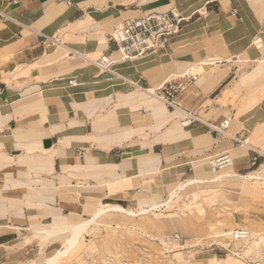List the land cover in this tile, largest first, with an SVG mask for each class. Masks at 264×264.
<instances>
[{
    "label": "crops",
    "instance_id": "1",
    "mask_svg": "<svg viewBox=\"0 0 264 264\" xmlns=\"http://www.w3.org/2000/svg\"><path fill=\"white\" fill-rule=\"evenodd\" d=\"M171 8L189 19L166 49L116 64L120 76L86 59L114 51L117 24ZM0 9V264L54 256L105 202L160 200L167 174L191 173L206 181L186 188L212 192L234 179L264 183V0H0ZM179 76L182 106L216 125L229 119V136L185 126L183 111L146 93ZM223 152L233 164L213 171L209 159Z\"/></svg>",
    "mask_w": 264,
    "mask_h": 264
},
{
    "label": "rangeland",
    "instance_id": "2",
    "mask_svg": "<svg viewBox=\"0 0 264 264\" xmlns=\"http://www.w3.org/2000/svg\"><path fill=\"white\" fill-rule=\"evenodd\" d=\"M168 175L162 176L157 186L166 189L167 195L151 203L120 204L138 215L119 211L104 214L54 264H264V183L243 178L226 181L221 191L192 185L177 192L183 179ZM186 177L191 178V173ZM169 197L173 198L168 204L142 214V208ZM65 226L55 230H65ZM242 228L258 238L257 246L248 239H232V232ZM215 232L231 234L217 236ZM70 235L68 232L66 239ZM50 256L31 255L22 264H42Z\"/></svg>",
    "mask_w": 264,
    "mask_h": 264
},
{
    "label": "built area",
    "instance_id": "3",
    "mask_svg": "<svg viewBox=\"0 0 264 264\" xmlns=\"http://www.w3.org/2000/svg\"><path fill=\"white\" fill-rule=\"evenodd\" d=\"M17 2L18 0H11ZM69 4L73 0H67ZM7 18V14L0 9V19ZM189 19L176 8H171L168 11H155L143 15L141 17H130L117 24L113 31L109 33V42L115 45L114 51L111 53H102L96 59L86 57L102 71L120 76L113 67L123 61L135 60L152 52L162 51L167 48L170 38L178 33L183 24ZM181 77H173L168 79L160 87L148 90L151 94L159 98L164 105L171 109L183 111L186 115L184 120L185 126H190L194 123H204L210 127L211 132L218 136H229L228 128L230 120L225 119L221 124L216 125L210 121L202 119L199 113L193 109L185 108L178 100L179 94L187 87L185 81ZM239 146H248V140L241 136H231ZM255 151V150H254ZM255 155L251 159V165L256 166L261 157L259 151H255ZM210 164L213 171H218L233 164L234 158L229 152H223L214 157H211ZM179 237L178 235H176ZM250 236V230L246 228L235 231L232 239L239 241Z\"/></svg>",
    "mask_w": 264,
    "mask_h": 264
},
{
    "label": "bare ground",
    "instance_id": "4",
    "mask_svg": "<svg viewBox=\"0 0 264 264\" xmlns=\"http://www.w3.org/2000/svg\"><path fill=\"white\" fill-rule=\"evenodd\" d=\"M153 89H150V91H152ZM225 176H228V175H223V176H217L215 177L214 179L210 180L211 182L215 181V182H219L221 181ZM249 176L251 178H260V176L258 175V173L256 172H251L249 174ZM206 180L202 179V178H199V179H193V178H190L184 182H182L181 184L178 185V187L176 188L177 192L179 190H182L185 186L191 184V183H197V182H205ZM176 194V193H175ZM172 198L173 197H169L166 201L164 202H159V203H154V204H150L148 205L147 207L141 209V212L142 214H146L148 212H150L151 210H153L154 208H157V207H161L163 205H166L168 204L169 202L172 201ZM110 211H119V212H123V213H127V214H131V215H138L135 211L131 210V209H128L120 204H116V203H109V204H105L103 205L100 209H98L94 215L86 220L85 222L83 223H80V224H75L73 225L72 227H70V231H71V235H70V238H68L67 240V246L65 247V249H62V250H58V252L48 258L45 263L43 264H54V262H56L67 250L71 249L74 245H75V242L78 241V238L80 237V235L86 230V228H88V226L94 222L97 221V219H99L100 217H102L104 214L110 212ZM140 213V212H139ZM68 227V228H69ZM67 229V228H66ZM238 231V230H236ZM235 231L232 232V235ZM215 234L217 236H222V235H228V234H231V232H226V233H219V232H215ZM249 240L251 244H254L255 246H257L259 244V242L257 241L256 239V236L254 234H251L250 232V236L248 238H246V240Z\"/></svg>",
    "mask_w": 264,
    "mask_h": 264
}]
</instances>
